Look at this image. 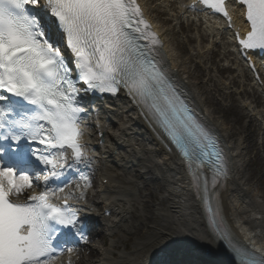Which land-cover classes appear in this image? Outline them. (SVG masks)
Returning <instances> with one entry per match:
<instances>
[{"label":"snow or ice","instance_id":"snow-or-ice-1","mask_svg":"<svg viewBox=\"0 0 264 264\" xmlns=\"http://www.w3.org/2000/svg\"><path fill=\"white\" fill-rule=\"evenodd\" d=\"M200 3L222 14L231 27L225 0ZM239 3L250 26L245 38L237 33L240 46L264 50V0ZM38 4L0 0V264H56L65 254L72 264L75 249L68 245L74 236L87 242L78 210L68 203L83 200L90 187L78 167L90 162L82 143L86 109L78 100L82 90L53 42L54 30L30 9ZM45 7L74 54L85 91H126L175 146L215 223L220 209L210 188L228 178V161L171 84L162 45L137 0H46ZM69 171L80 172L79 196L65 192ZM41 182L38 194H27ZM60 199L62 204L54 202ZM245 264H264V259L250 255Z\"/></svg>","mask_w":264,"mask_h":264},{"label":"bare ground","instance_id":"bare-ground-1","mask_svg":"<svg viewBox=\"0 0 264 264\" xmlns=\"http://www.w3.org/2000/svg\"><path fill=\"white\" fill-rule=\"evenodd\" d=\"M144 1L137 0V3L159 38L167 64L174 70L177 80L187 90L209 126L228 144L232 177L221 193L220 200L228 228L241 243L264 255V205L254 193L252 173L243 170V150L240 143L234 140L241 132L219 117V107L216 106L214 110L206 108L207 99L204 94L207 92V83H198L192 78L197 74L196 78L201 79L202 74L197 69H203L202 60L208 55H211L208 75L217 72L225 77L231 73L232 68L219 66V52L212 50L208 54L204 48H198V65L194 71L187 72L183 67L184 61L167 40V36L175 38L172 28L175 24L181 27L183 33L196 31L197 42L201 46L211 44L213 49L221 44L219 48L224 57H235L234 67L243 69L244 76L254 79L264 94V58L246 54L237 44V33L244 38L249 32L245 26L244 11L240 7H229L228 12L232 17V25L229 27L224 17L204 13L197 0H163L168 8V13L164 14L168 18L162 25L148 15ZM147 1L155 3L160 0ZM45 5L46 0H39L40 11L53 24V17ZM152 13L161 15L159 7H155ZM165 25L170 26L165 29ZM194 40L193 37L187 38V42ZM211 81L210 78L207 82ZM233 84L240 85L237 79ZM214 89L221 91L217 85H214ZM243 89V96L263 105L255 90L249 93L245 86ZM92 101V98L84 100L96 114L92 120H85L82 140L90 162L78 166L80 172L89 177L90 187L84 191L83 200H69L68 203L73 207L74 204L81 205L82 208L77 207L79 213L94 216L90 222L94 226L86 232L87 242L74 236L80 244V252L74 251L72 254V264H230L225 258V252L205 225L203 211L181 160L164 151L147 124L136 117L135 105L125 95L96 101L94 106ZM209 102L212 100L209 99ZM108 116L120 119L119 124L116 126ZM136 128L140 134L135 132ZM107 129H116V132L109 134ZM123 148L131 152L122 154L120 151ZM80 172L67 173L71 183L66 193L80 195L83 189V181L79 180ZM151 185L154 186V191L149 194L151 200L144 202L142 192ZM41 190L42 182L40 187L26 191L27 194H38ZM163 191L159 206L164 208L169 204L172 216L168 213L155 215L153 201L157 199L156 193ZM20 199L23 200V197ZM139 204L141 208L137 206ZM245 209H250L254 215L247 216ZM82 224L85 225L84 222ZM150 224L157 225L155 229H150ZM101 226L104 231H101ZM115 237L117 241H111ZM68 260L69 256L65 254L56 264H67Z\"/></svg>","mask_w":264,"mask_h":264},{"label":"rangeland","instance_id":"rangeland-1","mask_svg":"<svg viewBox=\"0 0 264 264\" xmlns=\"http://www.w3.org/2000/svg\"><path fill=\"white\" fill-rule=\"evenodd\" d=\"M143 3L145 4V7L148 10V15L151 18L158 20L161 22V24L165 19L168 18V16L164 14V12L168 13V8L164 4L163 0L156 1L155 3L145 0ZM158 6L159 10L161 11V15L152 13V10L155 7L158 8ZM45 26L48 27L47 24H45ZM169 26L165 25L164 27L165 29H168ZM175 33L177 34L175 38L172 36H167V40H169V42L176 49L177 53H179L181 60H183L185 63L183 67L187 72L194 71L198 65L199 60L196 58L198 48H204L208 54H211L212 50L219 52V66H231V60H228L227 57H224L223 51L220 48L212 49L211 44L201 46L197 41L187 43V38H182L178 27L175 29ZM185 35L186 36H183L184 38L188 36H192L194 39L198 38L196 32L186 33ZM177 42H179V44ZM55 44L57 46L59 45V42H57L56 39ZM220 45L221 44H219V46ZM189 58L190 60H188ZM210 58L211 55H208L206 59L202 60L203 69H199V67L197 69L202 74L201 79L196 78L197 74L192 78L196 79L198 83H207V92L204 94V98L207 99L206 108L214 110L216 109V106L219 107V117H221V119L226 124L234 126L241 132L240 135L236 136L234 140L237 143H240L243 150V170L252 173L254 193L259 197L260 201L264 205V105L256 104L253 100L243 96L244 86L249 93L253 91L252 87L255 88V86L252 79L249 80L248 78L244 77V72L242 69L235 68L231 71V73H227L225 77L220 76L217 72H211L210 75H208L207 69L211 66L208 63ZM210 78L212 81L208 83L207 81H209ZM236 79L239 81L240 85L233 84V81ZM214 85H217L221 91L214 89ZM258 94L262 96L264 103L263 94H260L259 92ZM231 96H234L235 98H232ZM209 99L212 100L211 103L209 102ZM115 122L118 124L117 120H115ZM111 132L112 131L109 130V133ZM125 151L129 153L131 152L127 149ZM143 156L144 155L141 157ZM155 161L157 160L155 159ZM153 191L154 186L151 185L144 192H142V201H150L151 199L149 194ZM163 195L164 191L161 193H156L157 199L153 201L155 215L159 216L168 213L169 216H172V214H170L169 204L164 208L159 206V198ZM137 206L141 208V204ZM245 210L247 211V216L252 217L254 215L250 209ZM156 225L157 224H150L149 227L150 229H155ZM115 241H117V238ZM129 246H132L131 242Z\"/></svg>","mask_w":264,"mask_h":264}]
</instances>
